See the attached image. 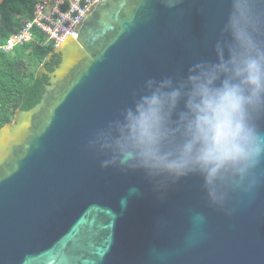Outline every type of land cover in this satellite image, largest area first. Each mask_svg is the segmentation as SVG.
I'll use <instances>...</instances> for the list:
<instances>
[{
	"label": "water",
	"instance_id": "obj_1",
	"mask_svg": "<svg viewBox=\"0 0 264 264\" xmlns=\"http://www.w3.org/2000/svg\"><path fill=\"white\" fill-rule=\"evenodd\" d=\"M222 0H99L55 49L39 102L0 128V264H264V184L210 205L101 168L91 132L140 83L209 53Z\"/></svg>",
	"mask_w": 264,
	"mask_h": 264
},
{
	"label": "clouds",
	"instance_id": "obj_2",
	"mask_svg": "<svg viewBox=\"0 0 264 264\" xmlns=\"http://www.w3.org/2000/svg\"><path fill=\"white\" fill-rule=\"evenodd\" d=\"M222 2L209 53L146 77L87 147L101 168L137 173L155 191L196 178L227 211L264 184V0Z\"/></svg>",
	"mask_w": 264,
	"mask_h": 264
},
{
	"label": "trees",
	"instance_id": "obj_3",
	"mask_svg": "<svg viewBox=\"0 0 264 264\" xmlns=\"http://www.w3.org/2000/svg\"><path fill=\"white\" fill-rule=\"evenodd\" d=\"M36 0L0 1V47L32 16ZM35 34V33H34ZM34 42L0 50V128L10 123L16 111H27L40 100L47 75L57 67L60 57L52 43L35 34Z\"/></svg>",
	"mask_w": 264,
	"mask_h": 264
},
{
	"label": "built area",
	"instance_id": "obj_4",
	"mask_svg": "<svg viewBox=\"0 0 264 264\" xmlns=\"http://www.w3.org/2000/svg\"><path fill=\"white\" fill-rule=\"evenodd\" d=\"M97 1L36 0L31 18L21 23L19 30L8 37L0 50L8 53L16 46L34 42L38 33L45 43H52L56 49Z\"/></svg>",
	"mask_w": 264,
	"mask_h": 264
},
{
	"label": "crops",
	"instance_id": "obj_5",
	"mask_svg": "<svg viewBox=\"0 0 264 264\" xmlns=\"http://www.w3.org/2000/svg\"><path fill=\"white\" fill-rule=\"evenodd\" d=\"M1 1V0H0ZM9 53V52H8Z\"/></svg>",
	"mask_w": 264,
	"mask_h": 264
}]
</instances>
